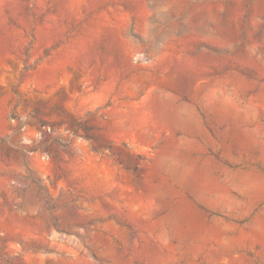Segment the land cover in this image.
<instances>
[{"label":"rangeland","instance_id":"rangeland-1","mask_svg":"<svg viewBox=\"0 0 264 264\" xmlns=\"http://www.w3.org/2000/svg\"><path fill=\"white\" fill-rule=\"evenodd\" d=\"M0 264H264V0H0Z\"/></svg>","mask_w":264,"mask_h":264}]
</instances>
